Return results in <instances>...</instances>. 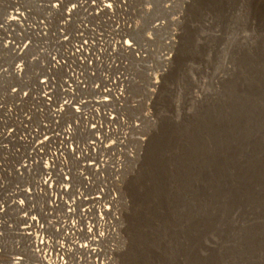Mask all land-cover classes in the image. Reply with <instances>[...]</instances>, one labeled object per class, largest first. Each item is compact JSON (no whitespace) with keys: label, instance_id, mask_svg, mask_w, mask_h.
Returning a JSON list of instances; mask_svg holds the SVG:
<instances>
[{"label":"rangeland","instance_id":"1","mask_svg":"<svg viewBox=\"0 0 264 264\" xmlns=\"http://www.w3.org/2000/svg\"><path fill=\"white\" fill-rule=\"evenodd\" d=\"M15 8L24 20L11 24ZM238 8V0H0V264L39 263L19 230L27 210L44 222L51 248L95 237L94 258L111 264H195L208 254V264H264V17L249 22ZM238 28L253 33L255 50L240 45ZM3 39L21 45L7 41L19 55ZM75 44L84 45L77 58ZM49 54L62 65L50 68ZM14 62L22 75L1 73ZM73 71L80 81L66 96L59 87ZM47 76L54 103L68 98L84 116L63 103L53 121L37 107ZM36 145L38 157L57 154L55 183L65 184L60 170L70 183L55 206L19 195L28 207L18 212L6 190L35 187L42 169L21 178L14 166Z\"/></svg>","mask_w":264,"mask_h":264},{"label":"bare ground","instance_id":"2","mask_svg":"<svg viewBox=\"0 0 264 264\" xmlns=\"http://www.w3.org/2000/svg\"><path fill=\"white\" fill-rule=\"evenodd\" d=\"M238 1H239L238 14L240 15L242 13H246L247 19L249 22L252 21L251 18L254 16H257V17L263 16L264 17V0H238ZM104 6L107 8V7H110V4H105ZM15 9L16 10L11 12L9 17L6 18V19H8V21L11 22V24H16V23L18 24V23H20V20H24V14L22 12L18 11V8H15ZM70 10L71 9H69V11ZM5 23H6V20H5ZM36 23L39 27L40 33L45 34L44 30L46 29V23L43 21H37ZM6 24L10 25L9 23H6ZM26 26L28 27V29H34V31H35V27L33 26V24L27 23ZM253 38H254L253 33L247 28H238L236 31V39L240 43V45H242V47L248 46L251 49L255 50L257 48V45L254 43ZM7 41H5L3 39L2 45H4V47L9 49L10 51L19 55L17 53L16 49H14L10 46H7ZM8 42H13V41L9 40ZM13 43L17 48L21 46V45L17 46L15 44V42H13ZM26 46L27 45H24V48ZM122 46L125 49H133V45H132V43L129 42V40H126L125 43H122ZM37 47L40 48L41 46L37 45ZM42 48H44V47L42 46ZM72 49H73L72 54H73V56L76 55V58L79 55H81L82 53H84V45L75 44ZM41 52H45V51L41 50ZM49 59H50V68H56L57 66L62 65V60L53 56L52 54H49ZM78 61L81 62L82 58H78ZM13 68H14V72L16 74L12 72ZM25 69H26V67L24 66L23 63H15L14 62V64L11 65V68L9 70L2 68L1 73L5 74L8 71H10L14 75L20 76L25 72ZM4 71H6V72H4ZM78 80H79L78 72L73 71V73L69 74V78L64 81L63 85L59 87V91L63 94H66V96L71 95L72 93H74V91L78 87L77 86L78 84L76 83ZM53 89L54 88L52 86V79L49 76H47V78H40L38 80V89L36 92L37 96H35L34 99H36L35 100L36 104H39L37 107H40V105L47 107L50 111V116H51L52 120L56 121L59 117H61V115L63 114V112L65 110V106H61V105L64 103L63 105L66 104L67 106H70L71 103L73 105V102H71L68 98L65 99L63 97L64 99L62 98L60 100V102H61L60 104H58V103L55 104L54 100H53V98H54ZM17 91L18 90H16L15 88H13V90H11L12 93H15ZM18 93L21 94L22 92L18 91ZM22 94L25 95L26 93H22ZM0 102H1V99H0ZM70 108H72L74 110V112L77 111L78 113H81V115L79 114L80 116H84V114H85L84 111H82L80 109L81 108L80 106H76V105L74 106L73 105ZM61 110H62V113H61ZM78 113H76V114H78ZM68 127H70V126H68ZM70 130H72V127L64 130V133L62 134L63 135L62 139L68 138L71 135ZM100 139H99V137L98 138L96 137L95 145H97V143L101 142ZM65 147H66L65 149H67L69 151L73 150V146H71L69 144V142L66 144ZM68 148H70V149H68ZM33 150L34 151L27 150L26 154L23 156V158L18 163V165L14 166V172L19 177L24 178V177L29 176V174L32 172V169L34 166H39L42 169V173L38 176V179L35 181V187L34 188H28L27 187L24 189L16 187V189L19 190L16 192H14L13 189L6 190L7 192L10 191V193L6 195V196H8V198L11 201L10 205H8V206H13L14 208H16L18 210V212H19V210L20 211L21 210H27L26 207H28L24 203L23 198H19V195L23 194L24 199H26L27 201L31 200L33 198V196L46 195V196H49V199L51 200L50 205L55 206V205H57V203L62 201V197H60L59 193L63 190H67V188H68L67 185H68V183H70L69 176H67L66 173H64L62 170H60L59 173H60V175H62L61 177L64 179L63 181L65 182V184H56L55 179L52 177L51 173L48 172V170L50 169V165L53 161V158L56 157V155H57L56 153L48 152L47 154L38 157L39 156L38 153H40V154L42 153L40 151L39 147L36 145L33 147ZM85 166H87V165L85 164ZM88 167H92V168L96 169V173H98V177L102 176V174L99 171V167L95 166L94 163H89ZM81 177H82L84 183H86V184H89L91 182V180L93 179L84 173L81 174ZM59 186H62V187H60V190H57L59 188ZM101 194H104V191L102 189L98 190L96 196L92 197V199L99 202L101 197H102ZM0 196H1V194H0ZM83 196H84V193L82 191L78 190V195L76 197H78V199H80ZM72 201H74V200H72ZM65 203H66V206L69 208L68 212H70V208H72L73 203L72 202L70 203L68 201ZM99 207H100V211H102V208L104 207V205L99 206ZM4 211H6V207L4 205H2L0 202V217L3 216ZM27 211H28V214H25L23 216L25 219L24 225L21 226L19 228V230H20V234L22 236H25L27 238V240L29 241V246H30V241H32L33 250L36 253V255L38 256V261H39L38 264H111L110 260L105 261L104 259L94 258L96 256L101 255L99 249L92 247L93 245H97L98 240L95 237L87 244L76 242V243H73V247H72V246H70V244L64 245V242H58L56 246L51 248V246L47 242V238H46L47 236L45 235V233H43L41 231V228H40L41 225H40L39 221L41 222L42 226L45 227L44 222L41 221L39 219V217L36 216V214L34 212L29 211V210H27ZM28 217H30V218H28ZM65 226L67 228H69L70 230L71 229L77 230L76 226L71 221L66 222ZM87 227L89 228L90 226H87ZM0 232H1V221H0ZM99 233L101 234V231ZM70 234H72V232H70V233H68V235H66L67 238L71 237ZM0 236H1V233H0ZM44 236L46 239L44 238ZM100 237H101V235H100ZM191 241H193V239ZM190 249H191V242H189V244H187L186 247L183 249V253L187 255V253L190 251ZM53 252H55V253L53 254ZM79 253L83 254V257H81V255L78 256L77 254H79ZM211 257L212 256H210L209 254L208 255H200L195 264H208V261L210 260ZM188 259L189 258H187V261H188ZM184 260H186V258ZM184 260H180V261L182 262ZM11 263L12 264H23V259L20 256H14L12 258Z\"/></svg>","mask_w":264,"mask_h":264},{"label":"built area","instance_id":"3","mask_svg":"<svg viewBox=\"0 0 264 264\" xmlns=\"http://www.w3.org/2000/svg\"><path fill=\"white\" fill-rule=\"evenodd\" d=\"M145 55V54H144Z\"/></svg>","mask_w":264,"mask_h":264}]
</instances>
